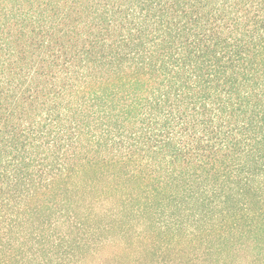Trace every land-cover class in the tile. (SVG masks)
Wrapping results in <instances>:
<instances>
[{
    "label": "trees",
    "instance_id": "trees-1",
    "mask_svg": "<svg viewBox=\"0 0 264 264\" xmlns=\"http://www.w3.org/2000/svg\"><path fill=\"white\" fill-rule=\"evenodd\" d=\"M0 264H264V0H0Z\"/></svg>",
    "mask_w": 264,
    "mask_h": 264
}]
</instances>
